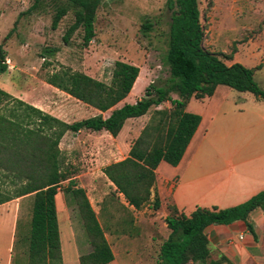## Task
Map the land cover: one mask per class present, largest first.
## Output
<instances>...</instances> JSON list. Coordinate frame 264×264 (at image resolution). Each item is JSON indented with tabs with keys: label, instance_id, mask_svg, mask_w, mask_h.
<instances>
[{
	"label": "trees",
	"instance_id": "1",
	"mask_svg": "<svg viewBox=\"0 0 264 264\" xmlns=\"http://www.w3.org/2000/svg\"><path fill=\"white\" fill-rule=\"evenodd\" d=\"M66 1L75 11L74 22L64 34L63 42L67 44L70 36L81 30L82 43L88 45L95 35L100 0ZM199 1L166 0L165 6L170 12L165 55L169 77L161 86L149 84L143 97L134 104L116 107L133 90L139 77L138 67L120 61L114 63L109 84L67 67L46 76V84L98 111L93 117L71 124L53 118L0 89V107L8 102L14 105L7 114L0 109V184L3 186L5 181L2 179H5L11 187L8 191L0 189V205L27 195L33 196L27 264H63L55 196L65 181L68 184L62 191L78 215L90 247L88 253L79 257V264H109L114 260L85 190L78 187L67 170L61 167L58 144L66 132L105 131L115 138L127 120L140 118L152 110L148 122L131 144L127 157L102 170L126 203L140 210L151 200L159 163L164 161L177 166L200 124L199 115L185 111L192 97H210L216 87L225 86L239 93H251L264 101V92L254 82L253 69L237 63L228 66L218 55L203 47ZM67 10L66 7L57 9L51 22L52 29L57 28ZM144 28L148 30L151 25ZM43 52L53 55L57 49L45 48ZM226 58L231 59L232 56ZM6 70L5 55L0 51V73ZM172 94L177 99H173ZM167 102L170 108L159 109ZM106 112L109 115L104 118L102 114ZM152 202L154 210H158V197L154 196ZM257 209L264 210V191L240 205L226 209L196 208L189 216L168 205L165 224L170 233L160 246L158 261L161 264H228L223 255L211 258L205 229L210 225L242 221L255 236L249 216Z\"/></svg>",
	"mask_w": 264,
	"mask_h": 264
},
{
	"label": "rangeland",
	"instance_id": "2",
	"mask_svg": "<svg viewBox=\"0 0 264 264\" xmlns=\"http://www.w3.org/2000/svg\"><path fill=\"white\" fill-rule=\"evenodd\" d=\"M14 2L20 5L13 10ZM165 2L166 0H100L94 38L88 45H83L81 30L74 32L67 44L63 42L64 34L74 22L75 11L66 0H0V51L5 55L7 68L12 66V90L16 91V96L23 102L31 97L45 99L47 102L50 97L49 106L59 101L61 104L82 108L81 102L43 85L46 76L61 67H67L109 84L114 63L120 61L139 68L138 84L130 100H134L133 96L137 92L139 94L135 100L142 98L149 84L161 86L169 77L165 55L170 12ZM30 7L32 15L25 16V9ZM61 7H66L67 13L57 28L52 29V19ZM198 8L200 24L204 30L203 47L218 55L228 66L237 63L253 69L254 82L264 92V0H200ZM147 24L151 25L148 30L144 28ZM52 47L57 49L55 54H44L45 48ZM228 55L232 58H226ZM6 77L5 72L0 73V81ZM231 91L243 99L251 96ZM171 96L173 99L177 98L175 94ZM13 106L8 102L0 109L7 114ZM167 106L170 103L162 104L159 109L168 108ZM151 113L152 110L139 120L127 122L120 133L121 142L119 148H116L114 160L124 156L126 146L139 135ZM82 115L84 113L75 118ZM81 171L82 168L67 169V173L72 176ZM2 181L5 184H0V189L8 191L11 188L9 181ZM63 185L61 184L62 189ZM103 189L109 193L106 185H103ZM64 198V201H68L66 195ZM90 199L113 252V264H161L158 256L160 246L165 241L164 209L154 210L150 200L139 210L140 239L138 243L130 244L126 242V235L135 238L136 233L129 231L122 212H116L113 218L107 219L101 208L103 203L99 204V208L95 197L90 195ZM12 201H9L10 206H6L7 212L12 210ZM2 205L5 206L6 203ZM67 208L68 216L65 219L70 221L78 253L83 255L90 250L86 234L75 210L68 205ZM4 212L0 215V226L6 217ZM30 219L31 211L23 210L15 235L9 229L0 232V264H27ZM76 262L79 264L77 260Z\"/></svg>",
	"mask_w": 264,
	"mask_h": 264
},
{
	"label": "crops",
	"instance_id": "3",
	"mask_svg": "<svg viewBox=\"0 0 264 264\" xmlns=\"http://www.w3.org/2000/svg\"><path fill=\"white\" fill-rule=\"evenodd\" d=\"M19 5L20 3L14 2L12 9L19 8ZM25 10V16L32 15L31 7ZM11 69L12 66L5 71L7 77L0 81V89L18 99L16 91L12 90ZM138 80L139 77L132 87L133 90L116 106L117 108L125 103L134 104L137 101L135 99L139 92L133 96V101L130 98L135 93ZM42 84L60 92L46 84L45 81ZM231 90L225 86H218L212 96L203 99L192 97L186 104L185 111L199 115L200 124L180 163L173 167L162 161L155 170L151 201L154 196L158 197L159 209H164L166 213L164 219L168 215V205L175 206L179 212L189 216L196 208H231L264 191V103H262L264 101L255 98L251 93H248L251 96L246 95L247 97L243 99ZM50 101V97L47 102L45 99L38 100L31 97L25 102L67 124L98 114V111L85 104H82V108H75L71 104H61L56 101L55 105L49 106ZM243 101L246 103H242ZM247 102L248 105H246ZM82 113L84 115L75 118ZM108 115L107 112L102 114L104 118ZM142 117L127 120L123 128L127 122L139 120ZM120 133L113 138L105 131L66 132L59 141L58 150L63 169L82 168L80 174L75 176L69 174V177L76 182L78 187L85 190L95 213L90 195L95 197L97 207L103 203L101 208L107 219L113 218L116 212H122L129 231L136 233L135 238L126 235V242L133 244L138 243L140 239L138 236L140 212L126 203L123 195L116 192V188L102 172L107 165L121 161L128 155L133 142L126 146L122 158L113 159V156L117 154L116 148H119L121 142ZM137 137L138 135L135 139ZM67 184L68 181L62 183L63 187ZM103 185L108 187L109 193L105 192ZM31 199H33L32 195H27L16 201L13 200L10 212L5 209L11 203L8 202L5 206L0 205V215H3L1 212L4 210L6 214L0 226V232L9 229L15 235L21 212L23 210L32 211ZM64 199V193L60 188L55 196V205L62 262L63 264H77L76 260L79 262L81 255L80 252L78 253L71 223L65 219L68 216L67 205L69 204ZM249 218L253 223L255 236L246 229L242 221H236L230 225H210L205 229L212 259L223 255L228 260V264H264V210L253 211ZM165 228L164 240L170 233L167 227ZM104 236H106L105 233ZM113 262L114 260L109 264Z\"/></svg>",
	"mask_w": 264,
	"mask_h": 264
}]
</instances>
